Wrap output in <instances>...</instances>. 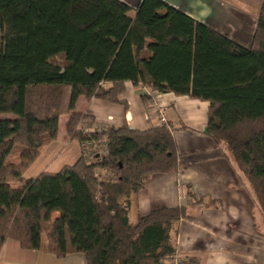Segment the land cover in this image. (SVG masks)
I'll return each mask as SVG.
<instances>
[{
  "label": "trees",
  "instance_id": "16d2710c",
  "mask_svg": "<svg viewBox=\"0 0 264 264\" xmlns=\"http://www.w3.org/2000/svg\"><path fill=\"white\" fill-rule=\"evenodd\" d=\"M127 82L208 102L207 135L231 152L264 216V0L250 42L164 0H0V253L14 239L87 264H166L180 254L187 207L130 219L149 177L179 168L172 125L79 129L94 122L76 112L81 97L121 102ZM65 115L73 139H108L107 153L89 160L81 149L75 163L26 178Z\"/></svg>",
  "mask_w": 264,
  "mask_h": 264
},
{
  "label": "crops",
  "instance_id": "0c3cea01",
  "mask_svg": "<svg viewBox=\"0 0 264 264\" xmlns=\"http://www.w3.org/2000/svg\"><path fill=\"white\" fill-rule=\"evenodd\" d=\"M122 1L134 8L141 2ZM164 1L231 38L247 42L252 39L253 26L244 19L245 14L250 12H245L241 0ZM261 5L258 6V13ZM143 94L151 95L149 105L145 104ZM120 100L113 103L101 99L89 101L81 97L76 112L89 111L96 124L107 127L128 125L136 130H147L159 125L154 111L158 107L175 129L174 136L181 154L177 171L149 177L139 193L137 205L131 211V221H136L138 212L145 214L159 206H185L188 214L180 221L177 235L180 254L195 256L203 264H264V216L248 179L237 167L231 152L218 147L205 132L209 103L171 92L155 93L131 82L126 83ZM69 117L65 115L61 118L57 139L43 147L39 158L26 171V178L43 172H57L70 165H58V158L61 157L58 144L68 146L70 150L65 153L74 163L81 157L79 141L67 132ZM74 141L77 145L72 146ZM46 154L47 160L34 170ZM0 264L87 262L80 253L58 258L45 251L23 249L18 241L9 239L1 250Z\"/></svg>",
  "mask_w": 264,
  "mask_h": 264
},
{
  "label": "built area",
  "instance_id": "2783aa9c",
  "mask_svg": "<svg viewBox=\"0 0 264 264\" xmlns=\"http://www.w3.org/2000/svg\"><path fill=\"white\" fill-rule=\"evenodd\" d=\"M156 112V116L158 117V124L159 125H169L167 122L166 116L163 114L162 110L158 107L154 109ZM105 125L96 124L92 121H85L79 125V129L84 130V132H102L106 130ZM81 149L84 157L86 159H91L95 154L104 155L107 153L108 150V139H104L101 141H84L81 143ZM112 172H105L104 176L106 178L112 177ZM185 255L179 254L174 259H171L166 264H185Z\"/></svg>",
  "mask_w": 264,
  "mask_h": 264
},
{
  "label": "rangeland",
  "instance_id": "374dc122",
  "mask_svg": "<svg viewBox=\"0 0 264 264\" xmlns=\"http://www.w3.org/2000/svg\"><path fill=\"white\" fill-rule=\"evenodd\" d=\"M241 2H243L244 4V9L245 12H250L248 14H245L244 19L245 21H249L251 27L253 26V28H251V33H253L255 27H256V22H257V18H258V6L263 2V0H241ZM259 3V4H258ZM239 5L241 4L240 2L238 3ZM258 4V5H257ZM236 5V4H235ZM260 11V10H259ZM1 117H6V118H13L14 115L12 114H3L1 115ZM65 120V117L63 118V122ZM69 139V137H67ZM70 140V139H69ZM77 145V142L74 141L72 142V146ZM58 151H60V158H58V165L62 164V163H68V164H72L74 163V160H71L70 157L67 156L68 150V146H64V144H58ZM43 159H41V161H38V164L36 165L37 167H34V170H38L40 168V166H42L44 164V162L47 160L48 155H44V157H42ZM59 167V166H57ZM52 170L57 169V168H51ZM263 226V225H262Z\"/></svg>",
  "mask_w": 264,
  "mask_h": 264
},
{
  "label": "water",
  "instance_id": "95a60500",
  "mask_svg": "<svg viewBox=\"0 0 264 264\" xmlns=\"http://www.w3.org/2000/svg\"><path fill=\"white\" fill-rule=\"evenodd\" d=\"M207 131H208V128L205 129V132H207Z\"/></svg>",
  "mask_w": 264,
  "mask_h": 264
}]
</instances>
